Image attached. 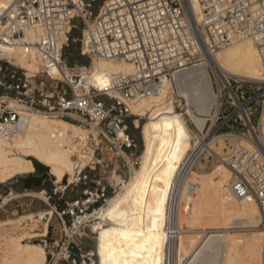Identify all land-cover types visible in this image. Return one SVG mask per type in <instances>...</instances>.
<instances>
[{
  "label": "built area",
  "instance_id": "1",
  "mask_svg": "<svg viewBox=\"0 0 264 264\" xmlns=\"http://www.w3.org/2000/svg\"><path fill=\"white\" fill-rule=\"evenodd\" d=\"M238 38L255 44L261 74L249 79L209 67L215 101L208 114L195 111L204 117L199 126L187 113L185 97L171 86L174 75L204 59L212 61L215 52ZM0 43L37 64L28 69L0 57V138L12 142L28 127L30 112L85 129L69 145L72 174L59 183L52 179L50 191L32 195L46 204L44 210L23 214V194L0 193V210L9 209L17 220L3 219L1 232L28 230L22 241H38L54 264H94L80 239L138 163L137 140L128 124L129 118L134 116V123L142 117L130 105L171 95L176 109L185 108L192 132L174 181L201 165L229 168L230 195L258 207L259 224L252 228L262 232L264 264V0H9L0 4ZM98 59L123 60L133 70L108 74L100 86L91 71ZM115 176L121 178L117 184ZM76 187L69 196L67 191ZM170 201L171 196L166 228L171 227ZM212 230L199 232L204 237ZM165 249L166 264H176L173 243L167 241ZM177 263H182L179 258Z\"/></svg>",
  "mask_w": 264,
  "mask_h": 264
},
{
  "label": "bare ground",
  "instance_id": "2",
  "mask_svg": "<svg viewBox=\"0 0 264 264\" xmlns=\"http://www.w3.org/2000/svg\"><path fill=\"white\" fill-rule=\"evenodd\" d=\"M8 1L0 0V4ZM0 57L7 58L24 68H37L36 62L24 57L16 47L0 43ZM93 62L96 65L95 69ZM93 62L92 77L100 86L106 85L108 74L130 73L133 70L131 64L123 60L98 59ZM200 63L205 64L202 71L197 72L195 77L197 82L203 80L200 85H189L188 78H185L183 74L180 75L181 70L174 75L179 83V89L172 88L185 97L190 105L187 108L188 115L197 125L202 126L204 117L196 114L195 109L199 114H208L215 101L209 67L225 75L256 79L261 74L262 64L258 50L249 38L234 39L215 52L212 61L204 59ZM204 95L207 99H204ZM170 99L177 112L172 109ZM165 102L166 105L160 107ZM130 107L134 114L140 116L142 115L138 114V111L142 108L148 107L150 111L147 121L141 125L143 138L141 161L139 168L134 169L132 180L123 183L118 190L120 192L116 191V194L108 198L107 204L98 212L100 221L92 224V230L95 231L97 227L100 229L104 226L101 221L108 224L114 223L105 228L113 227L114 229L107 234L100 235L98 232L96 250L99 264H106V254L109 251L119 255L120 250L124 249L125 252L130 253L128 242L122 239L124 236L121 233L133 229L135 225L136 230L145 228L144 233L147 237L148 229L153 227V221L156 226L151 235L157 237V242L153 244L154 239L150 247L154 251L151 255L148 252L141 253L147 264H161L160 258L163 254V264H166L167 241L170 245L172 243L174 245L176 264H178V258L182 262V247L186 252V257L183 258L184 264H260L262 232L258 228H252L259 224L258 207L254 201L240 202L230 195L229 168L222 163H214L209 171L193 169L174 181L178 166L191 146L192 138L191 129L186 124L183 113L175 108L174 97L170 98V95H166L150 98L131 104ZM27 117L28 127L12 142L0 138V182L16 174L31 171L30 157H33L47 165L56 179L55 182L59 183L65 174H72L74 170L69 145L77 140L85 129L64 119L49 117L38 112H30ZM261 117L264 122V109ZM157 119H162V123H167V126L170 125L169 132L172 135L152 127ZM138 123V120L134 121L135 126H139ZM222 147L223 143L220 142L215 149L220 152ZM170 196L171 227L166 228V224L169 223L167 205ZM119 209L128 212L125 215V223L115 221L114 212ZM187 210L192 224L211 228L214 231L208 233L204 240L199 241L201 245H198L200 247L198 251L196 250L198 235H190L189 232L184 231L181 223V213ZM115 223L120 224V227H115ZM235 227L238 229L235 230ZM239 227H249L251 230L245 233ZM222 234L232 239L228 242L227 238L222 239L225 242L224 248L220 242ZM143 239L140 238L138 242H143ZM233 240H241V242H233ZM4 243L6 250L0 254V264H45L46 262V251L41 244L23 243L22 238L19 237L5 238ZM222 248L224 257L222 261H219L218 257L220 258L219 253ZM127 259H132L130 254ZM136 259L140 260V256Z\"/></svg>",
  "mask_w": 264,
  "mask_h": 264
},
{
  "label": "rangeland",
  "instance_id": "3",
  "mask_svg": "<svg viewBox=\"0 0 264 264\" xmlns=\"http://www.w3.org/2000/svg\"><path fill=\"white\" fill-rule=\"evenodd\" d=\"M80 62H82V63H86L87 61L84 59V58H80V60H79ZM204 63H197V64H195V65H193V66H191V67H187V68H185V69H183L181 72H180V75L181 74H183L184 76H185V78H188L187 79V83H189V85L190 84H194V85H200V83L203 81V80H201L200 82H197V80L195 79V77L197 76L196 74H197V72H200V71H202V69H203V67H204ZM93 67H94V69H95V67H96V65H95V63L93 62ZM190 76H193L192 78H190ZM245 78V77H244ZM177 78H175V76H174V78H173V80H172V87L173 88H175V87H177V89H179V83L177 82V80H176ZM170 98H171V95H170ZM175 98V97H174ZM204 99H207V97H206V95H204ZM170 101H171V104H172V109L173 110H175L174 109V106H173V102H172V99H170ZM166 105V102L165 103H162L161 105H160V107H162V106H165ZM182 105V104H181ZM181 105L180 106H178L177 107V110L178 111H180V112H183L184 111V107H183V109H180V107H181ZM154 108H156V107H154ZM195 109V108H194ZM176 111V110H175ZM195 111H196V109H195ZM168 112H170V110H168ZM177 112V111H176ZM197 112V111H196ZM201 113V112H200ZM138 114H141L142 116V118H141V120H139V126H134V123H133V119H134V116L132 117V118H129L130 119V124H128L129 125V131H130V133L135 137V139L137 140V153H138V163H137V165H136V168L135 169H138L139 168V165H140V161H141V158H140V155H141V153H142V150H143V138H142V133H141V125L142 124H144V122H146L147 120H146V118L148 119V117H149V115H150V111L148 110V107H144V108H142L140 111H138ZM184 115L185 114H183V117H184ZM182 117V116H181ZM183 119V118H182ZM69 122V121H68ZM154 122V121H153ZM155 123V124H154ZM153 124H152V127L155 129V130H159V129H161V130H163V131H165V133H167V134H171L170 132H169V124H168V126L166 125L167 123H162V119H157V121L156 122H154ZM183 123H184V120H183ZM185 124V123H184ZM186 126V125H185ZM168 127V128H167ZM187 127V126H186ZM188 133V132H187ZM172 135V134H171ZM188 135H189V133H188ZM30 159H34V161H35V163L36 164H38L39 162L35 159V158H33V157H30ZM38 166V169L39 170H41V171H47L48 173H50V171H49V167H47L46 165H43L44 167H41L40 165H37ZM211 167L212 166H209V167H202V165L201 166H199L198 167V169L200 170V171H209V169H211ZM51 174V178L52 179H54L55 177H54V175L52 174V173H50ZM27 176V173H19V175H17L16 174V177L17 176ZM134 175V172H133V174H132V176ZM132 176L129 178V179H126L125 180V182L124 183H128L129 181H131L132 180ZM15 176L14 177H12V178H16ZM29 179V177L27 178V180ZM9 180H11V178H9V179H7V180H5V181H3V182H0V186H2V184H6ZM29 181V180H28ZM121 181V178L120 177H118V176H115V180L113 181V182H115V184H117V183H119ZM26 182V181H25ZM33 183H35V184H38V181L37 180H35V181H33ZM121 184H119V186L116 188V191H118V190H120L121 189ZM76 189H77V187L76 188H72V189H69L68 191H67V194L69 195V196H72V194H74L75 193V191H76ZM115 191V192H116ZM2 192V189H0V193ZM118 192H120V191H118ZM117 192V193H118ZM116 194V193H115ZM23 198H25V197H23ZM34 200H37L38 201V203H43L42 201H40L39 199H36V198H34ZM123 209V208H122ZM122 209H119V210H117V211H115L114 213H115V221L116 222H124L125 223V215H126V213H128L127 211L125 212L124 210L122 211ZM104 211H105V209H104ZM4 212V210H0V217H3V216H1V213H3ZM21 213H22V211H20ZM189 211L187 210L186 212H184V213H181V223H182V226H183V228H184V231H186V232H189V234L191 235V234H194V235H198V237H197V242H198V244H197V248H196V250L198 251L199 249L198 248H200L199 246L201 245V243H199V241L201 240L202 241V239L204 240V238H205V236L204 237H201L202 235L200 234L201 232H199V230L198 229H211V228H203V226H201V225H198V224H192L191 223V220H190V218H189V215H187V213H188ZM186 214V215H185ZM5 215H6V217H9L8 219L9 220H6V221H8V222H10V223H14L13 221H17V220H15V219H12L13 218V216H11V214H10V211H9V209H7L6 210V212H5ZM185 218H186V220H185ZM23 219V218H22ZM19 220H21V218L19 219ZM56 221L57 220H55L54 221V223H56ZM94 221H97V220H94ZM94 221H92L91 222V224L94 222ZM98 221H100V220H98ZM190 224H189V223ZM2 223H4V220H2V221H0V225L2 224ZM101 223L104 225V226H102V228H100L99 229V227H97L96 229H95V231H93L92 230V226H90L91 227V229H90V227H88L87 229H86V231H87V233H86V236H83L81 239H80V244H81V246L84 248V249H86V250H88L89 252H92L93 253V257H92V259L94 260V264H99V261H98V255H97V250H96V245H97V237H98V232H99V234L100 235H105V234H107L109 231H111V230H114L113 229V227H111V228H109V229H105V228H107V227H110L111 225H113L112 223H110V224H108L107 222H104V221H101ZM188 223V224H187ZM95 225H97V224H95ZM186 225H189V226H186ZM193 225V226H192ZM199 226V227H198ZM55 227H57V228H59V226L56 224L55 225ZM115 227H120V224H116L115 223ZM128 227V226H127ZM187 227V228H186ZM235 230L237 229V228H234ZM233 229V230H234ZM21 231H19V229H13L11 232H6V231H0V254H2L3 253V251H5L6 250V244L4 243V239L5 238H8V237H19V238H22V237H20L21 235L23 236L24 234H25V232H27V234L29 233H31V232H29L28 230H24V229H20ZM143 231V232H146V230H145V228H142V229H139V231ZM188 230V231H187ZM232 230V231H233ZM249 230H251V229H248V230H243V232H245V233H247ZM15 231V232H14ZM242 231V230H241ZM211 232H214V231H211ZM210 232V233H211ZM157 235V234H156ZM157 238V237H156ZM155 238V241L153 242V244L154 243H156L157 242V239ZM225 239V238H227V242L230 240H232L231 239V237H226L224 234H222L221 236H220V242H221V244H222V246H223V248L225 247V242L222 240V239ZM122 239H124V238H122ZM200 241V242H201ZM234 241H238V243H240L241 242V240H233V242ZM23 242V241H22ZM23 243H25V242H23ZM28 243H35V244H39V242L38 241H34V242H28ZM153 244H151V246L153 245ZM224 244V245H223ZM40 245V244H39ZM199 245V246H198ZM188 247V246H187ZM223 248L222 249H220V258L218 257V259H219V261H222V259H223V257H224V255H223ZM45 251H46V262H45V264H54V258H50V255L47 253V250L45 249ZM142 254H147V252L146 251H142L141 252ZM195 253H196V251H195ZM181 254H182V256L185 258L186 257V252H185V250H184V247H182L181 248ZM163 256H164V254H163ZM163 256L161 255V258H160V261H161V264H163ZM181 261H182V263L184 264L185 262H184V260H183V258L181 257ZM60 264H67L66 262H61Z\"/></svg>",
  "mask_w": 264,
  "mask_h": 264
},
{
  "label": "crops",
  "instance_id": "4",
  "mask_svg": "<svg viewBox=\"0 0 264 264\" xmlns=\"http://www.w3.org/2000/svg\"><path fill=\"white\" fill-rule=\"evenodd\" d=\"M32 170L27 173V176H17L16 178H11L6 184H2L0 186V189H2V192L7 191L8 189L14 190L16 193L23 194V196L20 198L19 202L21 204V210L22 213H27L31 211H38V210H44L46 208V204L44 203H38L37 200H34V195L36 192L40 190H46L50 191L52 189L51 184V172L48 173L46 170L41 171L38 169L37 165H40L41 167H44L43 163L39 162L38 164L34 163L32 159H30ZM47 166V165H46ZM48 167V166H47ZM50 171V169H49ZM23 174V173H22ZM19 175V174H17ZM14 177V176H13ZM29 177V181L27 178ZM37 180L38 184L33 183V181ZM26 181V182H25ZM25 197V198H23ZM6 210H4L3 213H1L0 221L3 219L9 218L5 215Z\"/></svg>",
  "mask_w": 264,
  "mask_h": 264
},
{
  "label": "snow or ice",
  "instance_id": "5",
  "mask_svg": "<svg viewBox=\"0 0 264 264\" xmlns=\"http://www.w3.org/2000/svg\"><path fill=\"white\" fill-rule=\"evenodd\" d=\"M4 7H7V5H4ZM152 225L153 227L148 229L149 234L147 237H145V233L143 231L136 230L135 225L133 226V229L128 230L125 233H121V235L124 236L125 241L128 242L130 253L125 252L124 249L120 250L119 255H117L114 251H109L106 254V264H147V261L144 260L141 252L146 251L149 255H151L154 251V249L150 246L152 241L155 239V237L151 235L153 228L156 226L155 221L152 222ZM140 238H144L143 242H138ZM129 254L132 257L131 260L127 259ZM137 256H140V260L136 259Z\"/></svg>",
  "mask_w": 264,
  "mask_h": 264
},
{
  "label": "trees",
  "instance_id": "6",
  "mask_svg": "<svg viewBox=\"0 0 264 264\" xmlns=\"http://www.w3.org/2000/svg\"><path fill=\"white\" fill-rule=\"evenodd\" d=\"M77 58H78V59H80V57H79V56H77ZM32 160L34 161V159H32ZM34 163H35V161H34Z\"/></svg>",
  "mask_w": 264,
  "mask_h": 264
}]
</instances>
